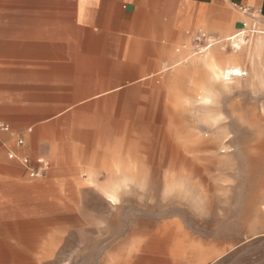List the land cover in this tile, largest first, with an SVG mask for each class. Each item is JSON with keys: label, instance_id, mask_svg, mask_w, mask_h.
<instances>
[{"label": "rangeland", "instance_id": "1", "mask_svg": "<svg viewBox=\"0 0 264 264\" xmlns=\"http://www.w3.org/2000/svg\"><path fill=\"white\" fill-rule=\"evenodd\" d=\"M257 18L243 17L251 28L257 26V33L248 31L245 37L253 45L264 37L258 33L264 31V20ZM203 30L210 35L208 46L221 35ZM156 37H146L149 48L135 52L138 67L123 73L136 79L155 73L164 61L159 49L176 51L188 38L182 34ZM250 44L241 52L243 57L232 63L247 75L227 86L205 67L189 68L181 82L175 68H166L143 81L120 83L125 89L104 98L135 88L125 99H93L78 105L82 97L118 83L89 82L75 88L70 80H91L110 68L83 66L51 72L58 90L72 88V98L58 92L54 100L58 110L66 109L64 113L16 114L23 119L18 127L1 119L11 124L10 144L34 126L26 140L30 154L40 156L36 148L53 145L56 155L44 156L51 165L44 177L30 178L19 165L9 183L0 182V264H201L203 259H208L203 264H264V50L250 58ZM196 45L195 37H190L184 49L188 59L206 54H198ZM218 46L236 55L232 44ZM44 70L40 82L20 77L21 103L45 101L48 76ZM37 86L41 91L33 96L31 90ZM141 90L153 93L150 122L167 108V100L181 99L185 123L178 141L185 145L191 134L208 140L195 151L196 167L190 176L182 174L180 164L150 162L149 147L130 141L123 114H113L129 109L135 97L138 102ZM0 148L7 163L17 164L9 159L4 143ZM113 164L121 170L109 171ZM87 168L93 170L96 184L89 181ZM125 175L129 181H123ZM107 178L122 181L116 206L97 186ZM71 181H81L80 189H73ZM48 206H56L51 223L45 217ZM174 247L182 252L176 258L168 253ZM128 249L137 256L131 262L124 258Z\"/></svg>", "mask_w": 264, "mask_h": 264}, {"label": "crops", "instance_id": "2", "mask_svg": "<svg viewBox=\"0 0 264 264\" xmlns=\"http://www.w3.org/2000/svg\"><path fill=\"white\" fill-rule=\"evenodd\" d=\"M240 8H249L264 20V0H0V124L9 128V131L0 129V143H4V146L8 148V157L11 152L17 155L16 159H9L17 161L18 164L7 163L4 151L0 148V182L9 183V179L16 172L15 168L19 165L26 172L21 163L23 156L29 157L35 163L44 156L56 155L53 145L45 150L40 147L36 148L34 151L40 152V156L31 155L33 151L26 147V140L32 136L34 126L27 127L23 133L18 135V138H23L25 141L23 147H17L16 141L10 144L13 133L11 124L8 122L10 120L18 127L23 119L18 120L14 116L16 114L60 115L64 113L66 109L58 110L54 100L58 97V92L63 93L65 98H72V88L58 90L54 85L55 77L51 76V72L55 74L56 68H65V70L83 66L110 68L97 74L91 80H70L76 85L75 88H80L81 85L89 82L118 83L105 87L92 95L81 96L82 99L75 104H83L93 99H125L127 94L135 88L127 89L121 95L116 94L104 98L125 89L126 86L120 83L143 81L161 74L162 68L173 60L175 55L180 58L185 56L184 49L190 37L196 38L202 34L210 36L204 32V28L221 34L215 39L217 43L222 41L221 37L224 34L242 32L241 29L232 32L239 24L242 28L243 17H247L240 11ZM172 34L187 35L188 38L176 51L167 50L165 47L159 49L162 51L164 61L155 73L141 79H136L130 73H123L138 67L135 52L149 48L146 46V37L156 39V36ZM41 68H45L44 73L48 76L45 81L48 85L44 88L43 94L45 101L21 103L19 98L22 92L17 86L21 80L20 77L28 76L31 82H40ZM108 72L114 74H105ZM36 88L37 90H31L33 96L41 91L40 86ZM141 92L145 97L141 103L145 105L147 91L141 90ZM136 102L137 97L129 103V109L113 112V114H124V119L131 131L128 138L132 142H136L134 121L140 123L139 134L142 137L150 136L148 127L152 122L148 119L149 112L145 106L139 111H134ZM9 113H13L10 115L13 118L7 116ZM6 118L8 121H1ZM30 129L32 132H29ZM139 141L144 142L145 140L142 138ZM56 165L59 166L57 161ZM108 170L118 172L114 164ZM84 171L89 174V181L96 184L93 170L87 168ZM123 177V181L130 180L127 175ZM22 180H27L26 175ZM71 184L73 189L78 190L82 182L71 181ZM121 185L122 181L111 178H107L100 185L97 184L113 206L118 204L117 198L121 193ZM24 207L19 206V208ZM48 207L49 214L45 217L51 223L50 221L55 217L51 215V211H55L56 206ZM193 249L198 250L197 246ZM134 251L128 249L124 258L131 262L137 257L133 254ZM180 252L181 248L178 247L168 251L169 255L174 258L178 257ZM154 257L161 259V255ZM203 260L201 264L208 259Z\"/></svg>", "mask_w": 264, "mask_h": 264}, {"label": "bare ground", "instance_id": "3", "mask_svg": "<svg viewBox=\"0 0 264 264\" xmlns=\"http://www.w3.org/2000/svg\"><path fill=\"white\" fill-rule=\"evenodd\" d=\"M258 33L264 36V31H258ZM246 35L247 32H237L230 35L224 34L222 36V43L232 44V46L237 49L236 55L222 52V50H224V48L220 46V44L222 43L219 44L216 42V40L213 39L211 42L216 43H211L210 46L202 48L198 53L203 54L204 52H206V54L201 58L191 57L188 59L187 56L180 58L175 55L173 60H171L165 67H163L161 71H164V69L166 68H175L176 73L178 74V82H181L182 74L185 71H188L189 68L195 69L197 67H205L209 70V73L213 77L220 79L223 84L227 86L232 81L244 76V71L240 67H237L232 63L234 61L240 60L243 57L241 52L244 50V47H247L250 44V39L248 41L245 39V37H247ZM252 37L254 38V36ZM250 45H252V47L250 48L251 53L249 54V56L250 58H252V55L254 53H261L264 50V37L258 38L254 45L253 42ZM217 46L222 49L219 50ZM213 47L216 48L211 50ZM182 64L187 65L188 67L182 69L181 67H179ZM152 95L153 93L147 91V101L144 105L141 103V100L145 98L144 94H142V97H140L139 101L135 105L134 111H139L145 106L147 108V111L149 112V103L152 101ZM202 99L207 100L208 98L207 96H204ZM182 113L183 110L181 99H179L178 101H174V99L172 98L167 100V108L163 111V113H159L161 115L157 114L158 116L152 119L151 126L148 127L150 130V136L142 137L139 134L141 125L138 121H134L136 127V136L134 138L137 144H144L145 146L149 147L148 157L150 162H152L154 165H164L168 161L175 166H178V164H180V170L181 172H183L182 174H184L185 176H190L196 167L197 159L195 151L203 147L208 140L198 137L199 135L197 136L196 134H191L187 138V143L185 145L180 144V142L178 141V134L184 128L185 123L184 115ZM189 127L190 124L188 125V128ZM142 138L143 140H145L144 142L139 141L142 140ZM114 168L116 170H121L118 164H116Z\"/></svg>", "mask_w": 264, "mask_h": 264}, {"label": "built area", "instance_id": "4", "mask_svg": "<svg viewBox=\"0 0 264 264\" xmlns=\"http://www.w3.org/2000/svg\"><path fill=\"white\" fill-rule=\"evenodd\" d=\"M240 11L242 13H244L248 18H252V19H258L257 15L255 14V12H252L249 8H240ZM257 26L253 25L252 28L248 25L247 22H244L242 24V32H248L250 31L251 33H257L256 30ZM210 41V37H208L205 34H202L200 36H197L195 38V43L196 48L198 51H201L202 48L207 47L209 45ZM205 43V44H204ZM204 44V45H203ZM244 76L246 75V73H243ZM0 129L4 130V131H9V128L6 127L3 124H0ZM29 132H32V130L30 129ZM16 145L17 147H23L25 145V141L23 138H18L16 140ZM9 158L10 159H16L17 155L14 152H11L9 154ZM21 163L22 165L25 167L26 172L29 174V176L31 178H41L44 177L46 175V173L48 172V170L50 169V162H48L46 159L44 158H39L35 163L27 156H23L21 157Z\"/></svg>", "mask_w": 264, "mask_h": 264}]
</instances>
